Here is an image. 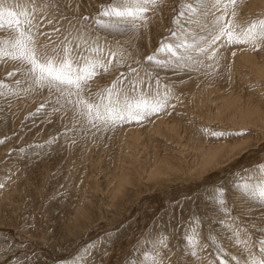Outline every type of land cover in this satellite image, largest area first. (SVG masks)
I'll list each match as a JSON object with an SVG mask.
<instances>
[{
  "label": "rangeland",
  "instance_id": "1",
  "mask_svg": "<svg viewBox=\"0 0 264 264\" xmlns=\"http://www.w3.org/2000/svg\"><path fill=\"white\" fill-rule=\"evenodd\" d=\"M4 2L30 9L28 0ZM106 2L35 0L33 23L38 27L33 31L38 33L41 50L51 53L69 32L78 36L77 29L83 25L85 39L91 43L98 37L104 56L120 49L125 61L109 73L101 70L89 82L88 98L95 100L121 73L124 86L131 87L127 79L133 76L127 67L131 65L141 76L147 69L162 84L175 86L169 106L141 123L97 130L76 117L63 100L57 104L56 94L30 90L34 86L26 66L0 62V80L5 85L0 91L8 93L0 95V264H131L144 261L145 253L156 264H220L221 258L227 264H245L248 251L229 238L231 229L244 227L251 240L264 239V207L234 188L233 181L262 179L252 166L264 162V124L257 116L244 119L241 106L234 117L216 116L214 95L236 88L254 95L264 106V76L240 59L263 52L264 47L258 51L246 45L222 48L214 61L205 57L198 70L161 69L144 57L162 43L172 42L170 30L179 32L173 21L181 3L193 0H161L148 14L150 25L123 33L96 27L93 18ZM235 10V21L242 27L264 19L261 0H238ZM221 11L207 0L197 13L180 19L186 32L206 36L204 27ZM189 17L192 23L187 22ZM12 35L7 27L0 29V40ZM75 43L80 41H74L73 47ZM84 54L94 55L87 50ZM165 55L159 53L158 58ZM10 72L15 75L9 76ZM147 83L140 87L147 88ZM46 101L47 107L33 115ZM213 131L243 134L217 138L209 134ZM236 139L240 141L228 155L201 166L205 147ZM221 187L226 189L227 212L218 211ZM193 229L199 237L195 247L185 239ZM161 236L165 244H155ZM259 247H252L257 258Z\"/></svg>",
  "mask_w": 264,
  "mask_h": 264
},
{
  "label": "snow or ice",
  "instance_id": "2",
  "mask_svg": "<svg viewBox=\"0 0 264 264\" xmlns=\"http://www.w3.org/2000/svg\"><path fill=\"white\" fill-rule=\"evenodd\" d=\"M28 6H21L17 3L6 4L0 0V29L7 27L13 33L10 39L0 40V62L12 60L26 66L24 71L28 79L34 86L30 90H47L50 95L56 94V103L63 100L75 111L76 117H83L84 122L97 130L103 128H114L125 123H141L154 114L164 111L173 94L174 85L163 83L158 75L152 77L145 70L143 76L136 68L127 65L128 71L133 76H128L131 87L124 86L125 74L121 73L115 81L107 86L103 92L97 93L95 100L88 98L89 82L92 81L102 70L109 73L116 67L125 64L120 56V49L109 50L108 56H104L105 49L98 43V37L85 39V26L77 29L78 36H73L69 32L61 42V45L54 48L51 53L42 51L36 39L38 33L33 29L38 27L33 23L37 6L35 0H28ZM207 0H193V2H182L181 10L173 23L179 28L170 30L172 42L162 43L154 53L144 57L150 65L161 69H171L174 72L198 70L199 66L205 65V57L208 61H214L220 50L233 45H246L253 51H258L264 47V19L251 21L246 26L236 23V5L238 0H211L213 9H223L221 14L216 16L210 25H206L204 30L206 36L193 35L184 30L181 17L186 14L197 13L199 9L205 7ZM161 0H107L93 18L99 29L118 30L121 33L132 30L139 31L150 25L149 12L155 10ZM19 9V10H17ZM229 9L231 11L229 12ZM209 13L204 12L207 16ZM230 17V18H229ZM87 21L88 17L82 18ZM188 23H192L189 17ZM49 23H52L49 21ZM71 37V39L69 38ZM79 40L80 43L73 42ZM94 55H85L84 52ZM159 53H165L163 59L158 58ZM235 55V53H233ZM111 57V58H109ZM115 61V63H114ZM143 65V61H133ZM194 66H197L194 68ZM211 67V65H208ZM19 71V69H18ZM14 76L15 72L8 73ZM155 79L156 84L147 83ZM17 84L20 81L16 82ZM147 83V88L140 85ZM4 82L0 80V88H4ZM7 92L0 91V95H7ZM46 101L37 108L36 113H40L47 107ZM63 107V105H61ZM54 112H59L60 108H54ZM208 133V130H204ZM214 137L226 135H241L243 133H229L213 131L209 133ZM3 143V141H0ZM258 170L262 179L256 183L241 181L239 178L233 181L234 188L241 190L246 198L264 207V162L252 166ZM244 172L248 169L242 170ZM2 186V185H0ZM220 196L218 211L227 212L224 202L226 189L221 187L217 190ZM197 223L199 220L197 218ZM219 223L223 224V221ZM264 231V230H262ZM198 230L193 229L191 235L185 234V239L192 247L199 241ZM241 233L244 239H240ZM230 239H235L237 245H243L250 257L245 264H264V239L251 240L244 227H234L231 229ZM165 237L161 236L155 244H165ZM259 244V258L252 251V247ZM166 246V245H165ZM221 256L224 249L219 250ZM193 255L195 253L193 252ZM236 260V257H232ZM144 261H151L156 264L155 258L148 253L144 254ZM144 261H132L131 264H144ZM220 264H227L223 258ZM237 264H240L237 261Z\"/></svg>",
  "mask_w": 264,
  "mask_h": 264
},
{
  "label": "bare ground",
  "instance_id": "3",
  "mask_svg": "<svg viewBox=\"0 0 264 264\" xmlns=\"http://www.w3.org/2000/svg\"><path fill=\"white\" fill-rule=\"evenodd\" d=\"M262 2H264V0H261ZM257 4V3H256ZM241 62L245 65H250V67L252 68V70L255 73H258L260 76H264V50L263 52H259V53H254L253 55H241ZM236 87V86H235ZM234 87V88H235ZM233 88V89H234ZM236 89V88H235ZM235 89L229 93L226 94L225 93H221L218 94L219 92H217L216 90L214 91V93L217 92L214 98L215 101V114L216 116H224V117H234L239 111L237 110L239 108V106L242 107V113L244 112V119H256V116L259 117L258 119H256L257 121H262L261 124H264V106L258 102L254 95L249 94L246 92H237L235 91ZM214 90V89H213ZM239 90V89H237ZM195 92V90H194ZM191 93V92H190ZM193 93L189 96H192ZM202 95V94H201ZM200 96V94H199ZM198 97L197 100H200V102H202V100L200 99V97ZM196 97V98H197ZM205 99V96H202V99ZM208 99V98H207ZM217 100V102H216ZM203 101V104H204ZM199 102V101H198ZM207 103V102H206ZM212 106V105H211ZM237 140V139H236ZM240 140H237L236 142H228L225 144H211L209 145V147H205L208 148L207 149V153H202L203 155H205L200 159V163L201 166H209V164H212L215 159H217L219 156H225L228 155L233 148H235V145L239 142ZM206 146V145H205ZM203 150L204 147H202ZM199 149V148H198ZM201 149V148H200ZM199 149V150H200ZM202 151V149H201ZM199 157V156H198Z\"/></svg>",
  "mask_w": 264,
  "mask_h": 264
}]
</instances>
